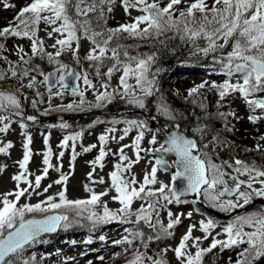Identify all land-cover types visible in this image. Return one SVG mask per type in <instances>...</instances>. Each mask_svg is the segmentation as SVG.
Masks as SVG:
<instances>
[{
  "label": "snow or ice",
  "instance_id": "snow-or-ice-1",
  "mask_svg": "<svg viewBox=\"0 0 264 264\" xmlns=\"http://www.w3.org/2000/svg\"><path fill=\"white\" fill-rule=\"evenodd\" d=\"M0 6L6 10L16 7L10 0H0ZM117 6L124 10L129 22L110 26ZM132 10L139 14L132 17ZM41 23L46 29L51 28L47 36L54 38L51 45L54 51H48L38 35ZM9 38L28 40L31 54L20 45L15 46L18 57L15 62L0 54V60L9 63L8 72L0 70V81L7 80L9 75L17 80H28L19 88H0V113H3L0 114V133H7L13 122L18 121L21 128L26 129L28 125L24 120H37L33 115L25 117L18 94L22 88L35 89L40 98L32 101L35 108L44 98L38 84L45 86L49 102L66 94L79 98L78 102L74 99L54 108L50 105L51 111L60 112L82 111L86 104L89 109L102 108L117 97L129 105L146 109L149 98L159 94L156 111L172 123L154 129L147 119L114 120V125L122 122L126 127L119 137L115 135V127L98 137L99 153L88 162L90 184L85 185V190L90 195L86 199L73 200L67 196L68 181L78 155L75 143L82 138L83 131L66 135L60 147L67 148L72 142L70 171L62 172V163L57 166L55 170L61 174L53 183L61 185V190L35 204H21L20 201L21 198L28 200L33 194L47 193L52 187L49 184L42 193L37 191L54 167L50 163L53 153L49 146L43 154L45 167L42 174L36 175L34 181L30 180L32 174L28 165L33 156L32 136L24 133L23 158L17 162L22 171L12 177L16 188L0 194V264H39L35 253H29V250L44 242L43 234L83 226L85 221L90 222L92 229L112 222L132 225L125 229L127 235L114 241L126 245L122 253L114 254L116 257L130 254L131 258H126L125 264H170L168 252H172L176 264H205V257L216 249L236 251V259L233 261L229 257V264H264V208L236 214L214 236L213 231L220 225L206 217L190 224L175 247L149 254L151 243L173 237L182 218L191 219L193 212L199 211L174 213L171 205L190 203L182 197L196 194L210 207L229 214L253 205L256 198L264 199V162L247 161L239 156L220 161L216 151H235V142L227 134L238 131L235 124L244 119L233 108L237 101L243 103L247 120L257 127V131L264 126V0H30L0 28V41ZM176 39L191 45V55L210 58L214 69L224 77L220 82L204 80L187 89L185 101L200 109L199 116L191 113L195 116V126L190 130L177 123L185 120V115L176 111L159 87L160 55L164 51H174L170 42ZM129 40L133 43H126ZM81 41L90 45L83 57L80 55ZM141 47L155 51L143 53L139 51ZM4 49L5 43L0 42V53ZM68 55L72 57L71 63L64 59ZM34 59L46 61L51 70L46 72L40 64L33 62ZM117 73V86L112 87V78ZM69 78L75 83L70 84ZM132 80L135 83H130ZM94 81L99 82V88ZM88 90L95 94L94 103L85 99ZM209 93L216 97L211 104L214 111H210ZM175 94L180 95L178 91ZM44 114L48 115L49 110L46 109ZM59 127L67 129L70 125L62 122ZM133 130L136 134L131 144H122L114 152L110 148L106 150L110 140L119 143ZM49 137L50 133L45 137L46 145ZM146 137L147 146H144ZM255 140L252 147L242 150L259 153L264 161V133ZM12 147V142L8 141L0 146V153L9 154ZM130 147L134 159L125 152ZM95 148L97 145L92 144L84 147L83 152ZM109 154L116 156L118 162L109 173V189L97 193L90 185L105 182L103 177L94 178V173L97 166L104 168L103 162ZM63 156L64 151H61L59 158ZM149 156L151 158L147 159ZM141 159H146L150 171L145 172L142 182H138L131 170ZM6 168V164L0 165V171ZM172 169V183L159 180L158 172ZM229 181L233 183L230 185ZM177 182H182L183 186H178ZM21 183L26 187H21ZM112 190L116 193L112 199L120 204L116 210L109 209L102 201V197ZM137 200L142 203L139 208H133ZM191 203L195 204V199ZM97 208H102V212L96 211ZM161 212H166L167 224L161 219ZM29 214L33 218H29ZM38 214L42 218H34ZM144 227L150 234L145 233ZM197 228L204 234L202 237L193 235ZM222 235L223 239L220 238ZM209 237H212L210 244L202 246V240ZM99 239L103 241L105 237ZM136 241L140 242L139 247L134 246ZM92 242L91 238L84 241L86 244ZM97 259L104 261L105 257L101 255ZM87 264H94V261L88 260Z\"/></svg>",
  "mask_w": 264,
  "mask_h": 264
},
{
  "label": "rangeland",
  "instance_id": "rangeland-1",
  "mask_svg": "<svg viewBox=\"0 0 264 264\" xmlns=\"http://www.w3.org/2000/svg\"><path fill=\"white\" fill-rule=\"evenodd\" d=\"M30 2V0H10V3H14L16 7L14 9H3L2 6H0V28L5 26L9 21L12 20L15 13L19 10L21 6H23L25 3ZM139 13L135 10L131 11V16L135 17ZM114 18L110 20V26H116L117 24L129 22V17L125 15L124 10L117 6L114 14ZM40 31L38 33L39 37L42 38L45 42V47L48 51H54L51 48V45L54 43V38L49 39L47 36V31H51V28H47L46 26L41 23ZM5 43V49L2 53L3 55H7L9 61L15 62L17 60V49L16 45H20L24 47V49L30 53L29 50V41L26 39H19V38H9L7 41H0ZM126 43H133V41H126ZM82 50H81V57H83L88 48L90 47L89 43L87 41H81ZM133 54H135L133 52ZM67 62L71 63L72 57L71 55H68ZM191 62V61H186ZM188 67L183 69V73H179L176 78L173 80V83L171 84V87H168L167 89H174L175 93L178 91L180 95L174 94L173 98L170 97L168 94L164 95L165 99L170 103L171 101L179 100L180 104H185L184 96L187 94V89L191 88L192 86L201 83L204 80H216L217 82H220L224 77L219 75L216 70H207L205 69L204 65H201L199 63L195 64H186ZM86 67V65H84ZM42 67V66H41ZM43 68V67H42ZM44 69V68H43ZM0 70L4 72L9 71V63L3 60H0ZM45 70V69H44ZM79 70V69H77ZM10 76V75H9ZM118 76L119 73L113 76L111 81V86L116 87L118 83ZM14 79V78H12ZM38 79H42L41 77H38ZM18 86L26 85L28 83L27 79L23 80H17L14 81ZM97 84V88H99V82L94 81ZM130 83H135L134 80L130 81ZM82 86V85H81ZM5 89L4 87H1ZM38 90L41 93H44V98L42 102H38L36 107L34 108L36 111H38L40 114L43 115V118H54L55 116H58L59 114H66L65 112L69 113H83L85 116L88 113L94 112V116H90L87 122L83 123V126L76 125L75 123H70V127L67 129L60 128L59 125L62 122H50V121H42V122H35L30 123L27 120H24V123L28 125L26 129H22L20 126V123L13 122L11 125L10 130L7 133H0V146H3L4 143H7L8 141L12 142L13 147L9 149V154H3L0 153V165H7L6 170L0 171V194L8 193L16 188V182L12 179V177L22 170L18 166V161H20L23 158V143L25 141V135L24 133L31 134L32 136V144L30 145L33 156L29 162L28 170L32 174L29 176L30 180L35 179L36 175L42 174V169L45 167L43 164L44 156L43 154L48 150V147H51L52 150V157L50 158V163L54 166L52 169L49 170L48 176L41 181V187L38 189V192H43V188L46 187L49 184H52V187L48 190L47 193H43L41 195L33 194L28 200H25L24 198H21L20 203L30 202V203H37L44 199H46L49 195H55L61 190V185L54 184L53 181L59 178L60 172L56 171L55 168L59 166L61 163L63 165V168L61 169L62 172L68 173L70 171V162H71V156H72V148L71 144L72 142H69V147L67 148H61V142L63 138L66 135L75 134L77 132L83 131V136L80 140L76 141L75 143V150L78 151V156L74 162V172L71 175L68 185H67V196L69 199H86L89 197L90 193L85 190V185L90 184L88 173L91 171V166L88 163L89 161L95 159V157L99 153V146L100 142L98 137L105 133L107 129L115 127L117 131L115 132V135L119 137L123 134V129L126 127L124 123H118L113 124L114 120H120L123 121L125 119H147L148 117L143 116L137 107L131 108V111L128 115L126 114H120L117 113L118 111H114L113 109H108L105 107L97 108V110L89 109L88 105H85L84 110H77V111H51V108H54L57 105H66L70 102H72L74 99L79 100L78 97H73L70 94H66L63 97H54L49 102L48 100V94L46 91V88L43 84L37 85ZM27 89V99L29 100V103L32 104L33 100L39 101L40 98L36 94L35 89ZM164 93V92H163ZM19 95V94H18ZM21 101H22V108L24 115L26 117V112L24 111L25 106V99L21 98L19 95ZM209 103L212 104V101L216 99L214 93L208 94ZM85 99L88 103H94L95 102V94L93 91L88 90L86 92ZM120 99L117 97L115 100ZM157 101V97H155ZM174 99V100H173ZM113 100V103L115 102ZM122 103H127L126 100L123 99ZM213 108V107H212ZM233 108L238 111V113L244 117L241 121L235 124L238 131L235 132L234 137H230L228 134V137L230 140L235 142L236 147L237 146H243L244 147H252L254 143L256 142L255 138L261 134L264 133V126H260L259 130L257 131V127L253 126L251 123L247 120V111L245 109V106L243 103L237 101ZM49 110V114L45 115V110ZM196 109V107L194 108ZM153 113L159 114L156 111V102L153 105ZM213 109L212 111H214ZM3 114V113H0ZM63 114V115H64ZM162 118V117H161ZM164 119V118H163ZM13 120L16 121V118L13 117ZM67 123V122H66ZM35 124V125H34ZM195 126V120L191 121L187 128L190 130L191 127ZM217 127H219V123L216 124ZM50 133V137L48 140V145L45 144V137L48 136ZM136 132L133 130L123 141H120L117 143L116 141L110 140L108 145L106 146V150L110 148L113 152L116 151L122 144H131L132 140L135 136ZM207 142V141H205ZM96 144L97 148L93 149L91 152H83V148L87 147L89 145ZM144 146H147V137L145 140ZM211 145L209 148L211 149ZM61 151H64V156L59 158V153ZM216 151L219 154V160H233L236 158V156H233L232 154H229L227 150L222 149H216ZM125 152L134 159L133 149L126 148ZM252 153V154H251ZM245 152L243 156V160L252 161L254 159H247L249 156L252 157L256 156L258 159V162H264L261 160V157L259 153L255 152ZM143 156L144 154L141 153ZM149 156L147 159H150ZM253 158V157H252ZM118 162V158L116 156H113L112 154H109L105 157L104 160V168L101 169L99 166L96 167V171L94 173V178L99 179L100 177L104 178L103 184H94L90 185L94 188V190L99 193L102 191H105L109 189L110 187V177L109 173L114 170V165ZM132 173L135 174L137 181L142 182L143 176L145 172L150 171V165L147 163L146 159H141L139 163L135 164L132 168ZM229 171H231L229 169ZM158 178L159 180L163 181L164 183H171V174L166 173L163 171L158 172ZM245 178L246 177H242ZM233 182L229 181V184L231 185ZM21 187H26L24 183H21ZM159 185H157L158 187ZM116 195L115 191H109L107 195L102 197V201L107 203V206L109 209L116 210L120 208V204L117 201H114L112 199V196ZM11 198V197H10ZM228 198V197H225ZM188 200V199H186ZM183 204V205H171V210L176 212H184L187 213L188 211H193V209H199L196 208L193 203ZM142 202L137 200L133 208H139L140 204ZM215 212H210L206 209L203 211L199 209L198 212H193V217L191 219L182 218V223L178 225L174 230V236L170 238H166L162 241L153 242L149 245V254L154 255L156 253H159L161 249L165 247H175L176 244H178L180 238L182 235L187 231L190 224L196 223L197 221L201 219H205L206 217H210L214 219L220 227L215 229L213 231V236L216 232L221 231V228L226 225L228 222L231 221V219L236 214H243L236 213L228 214L229 216L225 217L224 212L219 211L218 209L214 208ZM239 210V209H236ZM258 210L250 209L246 212H251ZM96 211L102 212V208H97ZM245 213V212H244ZM161 219L165 224L168 222V218L166 215V212H161ZM29 217H32L31 214H29ZM36 217H42L41 215H37ZM135 219V217H133ZM90 222L85 221L83 226H75L69 230H59L56 233L53 234H46L42 236L43 243H37L35 244L32 249L29 250V253L34 252L37 256V260L39 261V264H87L88 260L94 261V264H125L126 258H131L130 254H127V257L125 254H121L119 257H116L115 253H122V250L126 247V245L121 244H115L114 241L122 239L123 236L127 235L125 232L126 228L132 227L130 224L126 223H119V222H112L104 225L97 226L95 229H92L90 226ZM144 231L146 234H150V230L144 227ZM55 235V236H54ZM194 236L202 237L204 234L199 230V228L193 230ZM101 236L105 237V240L101 241L99 238ZM88 238L92 239L91 244L84 243L85 240ZM221 239L224 238L222 235L220 237ZM212 237H209L207 240H202V246L207 247L211 242ZM75 242V243H74ZM135 247L140 246V242H135ZM244 247V246H241ZM143 250V249H141ZM103 255L105 257L104 261H99L97 259L98 256ZM229 257L232 258L234 261L236 259V251L232 249L225 250L223 252H220L219 249L214 250L212 254H209L205 257V264H229ZM167 258L170 261V264H176V261L173 257L172 252L167 253Z\"/></svg>",
  "mask_w": 264,
  "mask_h": 264
},
{
  "label": "trees",
  "instance_id": "trees-1",
  "mask_svg": "<svg viewBox=\"0 0 264 264\" xmlns=\"http://www.w3.org/2000/svg\"><path fill=\"white\" fill-rule=\"evenodd\" d=\"M170 48L174 49V51H164L160 55L159 59V66L162 68L161 73L159 74V87L161 90V94L164 96L168 94L170 97L173 98L175 94L174 89H167L168 87H171V84L173 83V80L175 79V76L178 73H181L183 69L187 68L185 66L186 61H197L196 63L204 64L205 68L210 69V70H215L213 63L210 58H204L203 56L196 55V56H190V48L191 45H185L183 44L179 39L173 40L170 42ZM140 52L143 53H149L151 51H155L154 48H149V47H141L139 49ZM66 57H64L65 59ZM34 63L40 64L45 70H48L51 68L46 61H41L39 59H34ZM164 92V93H163ZM159 99V94L156 96ZM157 99V100H158ZM174 100V99H173ZM123 99H118L115 100L114 103H110L108 107L114 110H119L124 108L127 103H122ZM156 102L155 97H150L149 102H147V108L149 111L153 112V105ZM170 104L176 109L177 112L183 113L185 115V120H178L184 128L187 127V125L195 120V116L200 115V109L195 108L194 105L190 103V101H186L185 104H180L179 100L171 101ZM210 105V111H212L214 108H212L211 103ZM29 106V105H28ZM134 106V105H133ZM30 107V106H29ZM30 109H33L32 107ZM191 113H194L192 115ZM74 114V113H73ZM75 115L78 117V120L80 123H85L88 120V117L85 115H81L79 113H75ZM163 124L165 125L166 123H172V122H167L165 119L162 121ZM228 135V134H227ZM230 137H234V134H229ZM243 146H237L235 148L234 152H229L230 154H234L235 156H239L240 159H243V156L245 152L242 150ZM251 153V152H250ZM252 154V153H251ZM253 157V158H252ZM252 157H248L247 159H258L254 154ZM260 157V156H258Z\"/></svg>",
  "mask_w": 264,
  "mask_h": 264
},
{
  "label": "water",
  "instance_id": "water-1",
  "mask_svg": "<svg viewBox=\"0 0 264 264\" xmlns=\"http://www.w3.org/2000/svg\"><path fill=\"white\" fill-rule=\"evenodd\" d=\"M69 83H70V84H74L75 82H74L71 78H69ZM1 86L5 87L6 90H12L13 88H19V87L17 86V84L14 83V82H12V81H8V82H6V83H4V84H2V85L0 84V87H1ZM19 94H21V95L24 97V96H25L24 89H21V91L19 92ZM28 115L36 116L37 119H39V116H38L37 114H35V113H28ZM28 115H27V116H28ZM153 116H155V115H151L150 118L148 119L149 125H150L151 127H153L154 129H157V128H161V127H163L160 123H154V122H153L154 120L151 119V117H153ZM155 117H156V116H155ZM58 118H61V117H58ZM32 122H33V121H32ZM76 153H77V152H76ZM172 158L174 159V157H172ZM170 171L173 172L174 169H172V170H170ZM177 183H178V186H183V183H182V182H177ZM185 197H187V198H192V200L195 199L196 203H199V204H202V203H203V200L201 199V197L198 196V195H196V194H189V195H187V196H185ZM182 198H184V197H182ZM255 202H262V208H264V202H263L262 199H255ZM41 218H42V217H41ZM38 219H39V218H38ZM51 234H53V233H51ZM43 235H46V234H43Z\"/></svg>",
  "mask_w": 264,
  "mask_h": 264
},
{
  "label": "bare ground",
  "instance_id": "bare-ground-1",
  "mask_svg": "<svg viewBox=\"0 0 264 264\" xmlns=\"http://www.w3.org/2000/svg\"><path fill=\"white\" fill-rule=\"evenodd\" d=\"M135 107V106H133ZM131 108H132V105H129L128 103L126 104V106H124V108L122 109H119V110H114V111H118L117 113H120V114H126L128 115L131 111ZM138 111H140V113L145 116V117H150L151 115H153L154 113L149 111L148 109H139ZM75 114V113H74Z\"/></svg>",
  "mask_w": 264,
  "mask_h": 264
},
{
  "label": "flooded vegetation",
  "instance_id": "flooded-vegetation-1",
  "mask_svg": "<svg viewBox=\"0 0 264 264\" xmlns=\"http://www.w3.org/2000/svg\"><path fill=\"white\" fill-rule=\"evenodd\" d=\"M69 115V117L67 119H65L66 121L65 122H69V121H75L76 120V117H72L69 113H67ZM54 119H52V117H49V118H46V119H42L41 121H50L52 122ZM55 122V121H54Z\"/></svg>",
  "mask_w": 264,
  "mask_h": 264
}]
</instances>
